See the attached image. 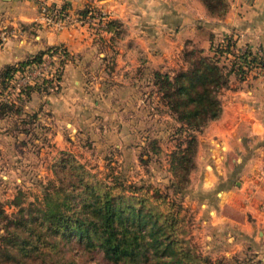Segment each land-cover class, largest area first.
Segmentation results:
<instances>
[{"label":"rangeland","instance_id":"374dc122","mask_svg":"<svg viewBox=\"0 0 264 264\" xmlns=\"http://www.w3.org/2000/svg\"><path fill=\"white\" fill-rule=\"evenodd\" d=\"M81 10L76 13L85 16L90 11L89 21L95 22L84 23L93 34L87 54L69 53L64 47L58 82L37 91L32 108L13 103V95H2L0 100L7 104L0 125V234L3 213L15 212L16 202L38 201L54 183L58 170L54 163L62 152L104 179L169 191V153L183 134L160 98L152 72L172 74L185 67L183 52L199 46L191 39H170L169 30L157 46L162 44L164 54H155L150 50L157 48L148 49L146 41L135 35L127 40L128 27L118 18H107L92 6ZM225 37L214 40L212 47L218 50ZM202 50L211 55L213 49ZM217 59L229 67L224 57ZM236 79L234 73L228 75L227 85L218 91L219 100ZM207 124L195 132L194 165L175 195L183 235L211 264H264V196L257 202L262 220L256 224V217L241 207L242 201L227 191L238 186L234 180L239 175L224 169L214 148L216 140L205 133ZM261 161L264 168L263 153ZM73 256L85 257L87 264H112L97 252L80 255L76 247ZM0 264H4L1 254Z\"/></svg>","mask_w":264,"mask_h":264},{"label":"trees","instance_id":"16d2710c","mask_svg":"<svg viewBox=\"0 0 264 264\" xmlns=\"http://www.w3.org/2000/svg\"><path fill=\"white\" fill-rule=\"evenodd\" d=\"M200 2L208 14L217 17L223 16L228 6L227 0ZM224 40L217 45L218 50L210 45L211 55L200 47L185 50L186 66L172 74L152 72L160 98L177 121V131L183 134L169 153V191L150 184L104 179L62 152L54 163L58 169L55 181L44 189L42 197L25 205L16 202L15 212L3 213L0 254L4 264H87L83 256L81 260L74 258L73 247L79 248L80 255L100 253L112 264H211L209 257L184 237L183 215L175 195L184 188L194 165L195 132L220 113L218 91L227 85L228 75L234 73L242 79L248 72L264 73V53L257 54L246 46L231 55L235 38L228 35ZM59 48L65 53L63 46L50 45L4 65L0 100L7 96L6 88L16 71ZM217 57H224L229 67ZM59 77L58 68L48 77L25 84L12 102L24 106L32 92L51 87ZM6 109L7 104L0 101V116H5Z\"/></svg>","mask_w":264,"mask_h":264},{"label":"crops","instance_id":"0c3cea01","mask_svg":"<svg viewBox=\"0 0 264 264\" xmlns=\"http://www.w3.org/2000/svg\"><path fill=\"white\" fill-rule=\"evenodd\" d=\"M227 2L225 13L217 17L208 14L200 0L56 1L70 13L92 6L106 13L107 18H118L128 27L126 39L135 35L146 41L148 49L157 48L150 50H156L155 54H164L162 44L157 46L169 30L170 39H191L200 48L210 49L214 40L234 34L237 45L264 49V0ZM2 30L6 36L0 42V70L50 45H62L69 53L85 55L92 47L93 34L85 24L48 25L42 21L34 0H0ZM225 90L220 98V113L208 122L205 133L209 140H216L214 148L225 162L224 169L239 175L234 180L238 186L227 191L242 201L241 207L256 217L257 224L262 220L257 202L264 196V73L248 72L244 78L229 82ZM35 100L37 92H32L24 106L32 108ZM4 118L0 116V125Z\"/></svg>","mask_w":264,"mask_h":264},{"label":"built area","instance_id":"2783aa9c","mask_svg":"<svg viewBox=\"0 0 264 264\" xmlns=\"http://www.w3.org/2000/svg\"><path fill=\"white\" fill-rule=\"evenodd\" d=\"M57 0H34L38 7V11L42 21L48 25H56V26H65L72 25L74 23H86L87 21L90 23H95L94 21H89L88 18L91 12L85 16H81L79 14L70 13L66 7H61V5L56 3ZM93 14H95L93 12ZM92 16V15H91ZM98 20V19H97ZM96 22H100L102 24L103 21L100 19ZM5 31H0V42L5 40ZM246 46L243 45H233L231 46V55H236L238 52L243 50ZM254 51L257 54L264 53V49L256 48ZM64 56V50L57 49L53 53L45 52L41 60L38 63L31 64L30 66L25 67L21 71H16L14 73L13 78L10 79L9 85L7 86V94L14 95L25 84H32L37 82L41 77H48L59 68L58 60Z\"/></svg>","mask_w":264,"mask_h":264}]
</instances>
